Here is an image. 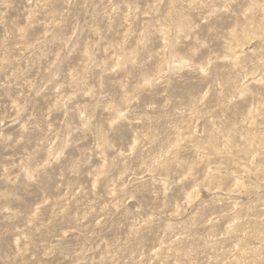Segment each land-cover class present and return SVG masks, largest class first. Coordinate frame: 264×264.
Here are the masks:
<instances>
[{"label": "rangeland", "instance_id": "obj_1", "mask_svg": "<svg viewBox=\"0 0 264 264\" xmlns=\"http://www.w3.org/2000/svg\"><path fill=\"white\" fill-rule=\"evenodd\" d=\"M0 264H264V0H0Z\"/></svg>", "mask_w": 264, "mask_h": 264}]
</instances>
